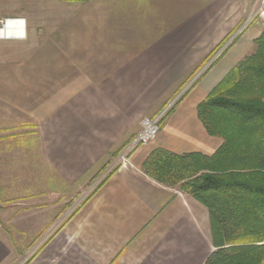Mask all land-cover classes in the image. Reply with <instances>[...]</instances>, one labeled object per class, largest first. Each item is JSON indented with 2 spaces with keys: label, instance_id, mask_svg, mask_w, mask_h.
Returning a JSON list of instances; mask_svg holds the SVG:
<instances>
[{
  "label": "crops",
  "instance_id": "obj_1",
  "mask_svg": "<svg viewBox=\"0 0 264 264\" xmlns=\"http://www.w3.org/2000/svg\"><path fill=\"white\" fill-rule=\"evenodd\" d=\"M30 1L0 9L25 22L24 38L0 40V264H204L215 250L207 209L143 164L155 150L222 145L197 106L254 52L260 25L242 29L252 0ZM193 80L132 167L67 216L140 120Z\"/></svg>",
  "mask_w": 264,
  "mask_h": 264
},
{
  "label": "trees",
  "instance_id": "obj_2",
  "mask_svg": "<svg viewBox=\"0 0 264 264\" xmlns=\"http://www.w3.org/2000/svg\"><path fill=\"white\" fill-rule=\"evenodd\" d=\"M197 106L211 156L153 151L143 172L177 187L209 213L215 250L204 264H264V31Z\"/></svg>",
  "mask_w": 264,
  "mask_h": 264
},
{
  "label": "built area",
  "instance_id": "obj_3",
  "mask_svg": "<svg viewBox=\"0 0 264 264\" xmlns=\"http://www.w3.org/2000/svg\"><path fill=\"white\" fill-rule=\"evenodd\" d=\"M254 21H257L264 29V0L251 1V8L242 29ZM0 32H4V34L0 35V40L24 38L25 22L23 19L0 20ZM226 47L227 46H224V48L217 54L215 58H217ZM210 64L211 62L196 76V78L200 76ZM194 80L189 85H187L175 98L166 103L154 116L145 117L140 120L139 132L120 149L114 161L109 166H107L106 169L102 171L86 189H84V191L79 194L77 200L74 201L71 210L68 214H66L67 216H70L73 212L77 211L78 208H80L84 202H86L114 172L126 170L127 168L132 167L131 158L133 154L139 148L150 144L156 139L159 133V126L161 122L175 107L177 102L191 86ZM60 224L61 222H59L52 230H50L49 235H51L56 230V228L60 226Z\"/></svg>",
  "mask_w": 264,
  "mask_h": 264
},
{
  "label": "rangeland",
  "instance_id": "obj_4",
  "mask_svg": "<svg viewBox=\"0 0 264 264\" xmlns=\"http://www.w3.org/2000/svg\"><path fill=\"white\" fill-rule=\"evenodd\" d=\"M31 2L32 1H30V0H0V9H5V7H7V8H16V9H19V8H23L24 6H25V4H26V6L27 7H30L31 6ZM251 8V7H250ZM37 11H41L40 10V7L39 6H36V8H35ZM250 11V10H249ZM249 13V12H248ZM13 14V13H12ZM254 22H257V21H254ZM254 22H252V23H254ZM258 23V22H257ZM259 24V23H258ZM260 25V24H259ZM260 27H261V29H262V31H264V29L262 28V26L260 25ZM262 33V32H261ZM240 41V39L238 40V36L237 37H235V38H233L232 39V42H231V44H229L224 50H226V49H228V47H231V46H233L236 42H239ZM223 52V51H222ZM220 53L219 54V56L217 57V58H215V60L214 61H212L211 62V64L209 65V67L207 68V69H205L204 70V72H207L208 70H209V68L216 62V60H218L219 58H220V56L221 55H223L225 52H223V53ZM248 55V54H247ZM218 66V65H217ZM91 183V182H90ZM90 183H89V185H90ZM170 188V187H169ZM177 187H174V189H176ZM86 189V188H85ZM178 189V188H177ZM179 190V189H178ZM84 191V190H83ZM17 199H15V200H13V202H11V204L13 203H16L17 201H16ZM75 201L77 200V197L74 199ZM79 209V208H78ZM11 232H14V234H15V236H16V238H17V240H19V241H21V239H20V236L18 235L19 234V232H18V230H16V229H14V230H11ZM50 234V231L48 232V234H47V236L45 237H43V239H46L48 236H50L49 235ZM19 238V239H18ZM29 239V238H28ZM42 239V240H43ZM41 244H42V242H40V243H38V244H36L35 246H32L33 248H31L32 250V253L33 252H35L36 250H37V248L38 247H40L41 246ZM30 254V253H29ZM31 255V254H30ZM25 262V261H24ZM23 262V263H24Z\"/></svg>",
  "mask_w": 264,
  "mask_h": 264
},
{
  "label": "bare ground",
  "instance_id": "obj_5",
  "mask_svg": "<svg viewBox=\"0 0 264 264\" xmlns=\"http://www.w3.org/2000/svg\"><path fill=\"white\" fill-rule=\"evenodd\" d=\"M4 34V32H0V35Z\"/></svg>",
  "mask_w": 264,
  "mask_h": 264
}]
</instances>
